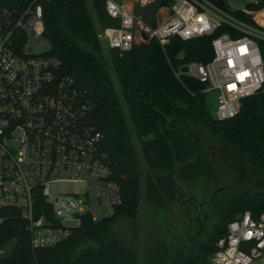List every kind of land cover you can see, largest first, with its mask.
Listing matches in <instances>:
<instances>
[{
    "label": "trees",
    "instance_id": "trees-1",
    "mask_svg": "<svg viewBox=\"0 0 264 264\" xmlns=\"http://www.w3.org/2000/svg\"><path fill=\"white\" fill-rule=\"evenodd\" d=\"M43 10L48 54L95 102L91 121L104 135L123 205L100 224L86 216L70 239L42 250L32 249L14 211H0L1 247L19 241L0 264H208L229 223L264 212V93L246 99L236 118L218 121L206 105V85L176 75L187 63L212 60V38L174 39L167 48L152 41L123 55L110 50L113 79L97 28L119 26L106 0H50ZM244 20L264 30V1ZM190 193L209 201L208 218L195 202L183 205ZM172 196L177 203L169 210Z\"/></svg>",
    "mask_w": 264,
    "mask_h": 264
},
{
    "label": "built area",
    "instance_id": "built-area-1",
    "mask_svg": "<svg viewBox=\"0 0 264 264\" xmlns=\"http://www.w3.org/2000/svg\"><path fill=\"white\" fill-rule=\"evenodd\" d=\"M45 1L0 0V211H14L25 223L33 250L70 239L86 216L95 224L112 220L123 205L104 135L91 121L95 102L48 54ZM263 1L106 0L119 26L101 36L120 55L152 41L167 48L174 39L212 38V60L187 63L176 75L205 84L204 94L218 93L215 117L228 121L246 99L264 93V30L244 20ZM155 2L169 13L150 27L134 10ZM31 48L44 53L34 55ZM62 182L84 184L85 194L53 197L51 185ZM5 221L0 216V228ZM216 248L211 264H264V212L238 215Z\"/></svg>",
    "mask_w": 264,
    "mask_h": 264
},
{
    "label": "rangeland",
    "instance_id": "rangeland-1",
    "mask_svg": "<svg viewBox=\"0 0 264 264\" xmlns=\"http://www.w3.org/2000/svg\"><path fill=\"white\" fill-rule=\"evenodd\" d=\"M88 1L90 2V0H88ZM160 13H162L163 16L166 17L167 14L169 13V10L167 7H162L160 9ZM91 15L94 18V12L92 10H91ZM97 28L99 30L100 36L103 35L106 29L101 31V29L99 28L98 25H97ZM109 51H110L109 49H105L104 54H105V58H106L107 64H108L107 68L110 71L111 77L113 79H115L114 70H113L110 62L108 61ZM29 52L33 53L34 55H42L44 53V51L39 49V48H31L29 50ZM218 96L219 95L216 92L207 93L205 95L206 105L212 111V113L214 115H215V112H216L218 105H219ZM85 191H86V186L84 184H81V183L62 182V183H54L51 185V195L53 197H58L60 195H67V194H77V195L82 197L85 194ZM173 230H174V232H179L180 229L178 227H174ZM212 257L213 256H211L208 264H211Z\"/></svg>",
    "mask_w": 264,
    "mask_h": 264
},
{
    "label": "water",
    "instance_id": "water-1",
    "mask_svg": "<svg viewBox=\"0 0 264 264\" xmlns=\"http://www.w3.org/2000/svg\"><path fill=\"white\" fill-rule=\"evenodd\" d=\"M162 5H163L162 2H155L153 4L148 5L145 8L136 7L134 10V14L136 17H142L144 22L148 26L155 27L157 19L159 21H161V19H162L161 13H158V10L162 7ZM100 43H101L103 50L109 49V45L107 44V41L104 37H100ZM182 71L186 72L187 69L184 68ZM195 112H197V109H195ZM198 115L201 116V113H199ZM176 182L178 185H180V182L178 180ZM218 191H220V190H218ZM174 199H175V196H172L170 199H168L166 201V206L169 207L170 203ZM190 201H197V198L195 196L191 195V197L189 199H187L186 201L183 202V205L189 203ZM18 245H19L18 240L11 241L9 244H7L6 246H3V247H1V243H0V260L1 261L9 260L12 257L16 248L18 247Z\"/></svg>",
    "mask_w": 264,
    "mask_h": 264
},
{
    "label": "flooded vegetation",
    "instance_id": "flooded-vegetation-1",
    "mask_svg": "<svg viewBox=\"0 0 264 264\" xmlns=\"http://www.w3.org/2000/svg\"><path fill=\"white\" fill-rule=\"evenodd\" d=\"M217 193H218V191L217 192H215L214 194H213V198H215L216 197V195H217ZM216 194V195H215ZM191 195H193V196H195L196 198H197V201H193V202H195L198 206H199V209H200V211L202 212V213H204L205 214V217L206 218H208V215L206 214V209H205V206H207V204L209 203V201L206 199V198H204L203 200H199V198L196 196V195H194L193 193H190L189 195H188V199L191 197ZM215 195V196H214ZM190 202H192V201H190ZM189 202V203H190ZM177 203V200H176V197H175V199L170 203V205H169V207H168V209L169 210H171L172 209V207L175 205ZM191 249V248H190ZM194 251H189V253L190 254H188V256L186 257V261H188L189 259H192L193 258V256H194V253H193ZM185 264H186V262H185Z\"/></svg>",
    "mask_w": 264,
    "mask_h": 264
}]
</instances>
